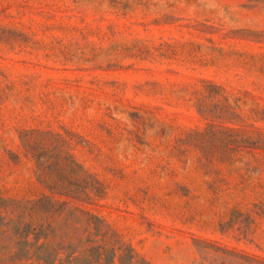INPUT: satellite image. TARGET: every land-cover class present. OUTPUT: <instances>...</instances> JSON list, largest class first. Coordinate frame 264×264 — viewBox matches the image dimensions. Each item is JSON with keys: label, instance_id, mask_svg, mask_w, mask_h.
<instances>
[{"label": "rangeland", "instance_id": "1", "mask_svg": "<svg viewBox=\"0 0 264 264\" xmlns=\"http://www.w3.org/2000/svg\"><path fill=\"white\" fill-rule=\"evenodd\" d=\"M0 264H264V0H0Z\"/></svg>", "mask_w": 264, "mask_h": 264}]
</instances>
